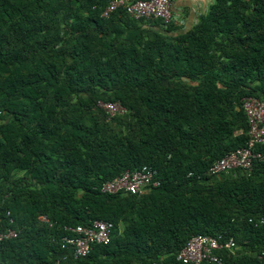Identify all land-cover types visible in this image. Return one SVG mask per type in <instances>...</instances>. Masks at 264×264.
Here are the masks:
<instances>
[{"label":"trees","instance_id":"16d2710c","mask_svg":"<svg viewBox=\"0 0 264 264\" xmlns=\"http://www.w3.org/2000/svg\"><path fill=\"white\" fill-rule=\"evenodd\" d=\"M109 1L0 0V264H193L196 235L264 264V144L252 170L209 173L248 143L244 99L264 101V0H212L189 28ZM144 166L160 185L102 191ZM95 220L110 242L75 258L68 227Z\"/></svg>","mask_w":264,"mask_h":264},{"label":"built area","instance_id":"2783aa9c","mask_svg":"<svg viewBox=\"0 0 264 264\" xmlns=\"http://www.w3.org/2000/svg\"><path fill=\"white\" fill-rule=\"evenodd\" d=\"M173 0H110L103 15L109 17L116 10L124 9L135 19L163 18L169 22L172 18ZM99 105L110 115L125 112V107L119 102H100ZM244 110L250 123V137L246 146L233 150L219 159L209 169L210 174H221L229 169L241 168L252 170L254 159L258 154L254 148L258 144H264V101L253 96L246 97L243 102ZM161 181L156 178V171L151 167L144 166L138 171H125L120 176L105 182L102 191L117 192L127 191L137 193L160 185ZM42 220H47L45 216ZM114 224L111 221L95 220L91 225H77L68 227L72 234L65 235L62 239L65 247L72 251L75 258L88 255L95 244L108 243L111 240V232ZM15 230L0 233V241L14 237ZM222 244L216 237L208 235H196L192 237L186 246L178 254V258L185 263L200 264H224L223 258L215 252L222 248ZM235 241L231 238L225 247L233 248Z\"/></svg>","mask_w":264,"mask_h":264},{"label":"crops","instance_id":"0c3cea01","mask_svg":"<svg viewBox=\"0 0 264 264\" xmlns=\"http://www.w3.org/2000/svg\"><path fill=\"white\" fill-rule=\"evenodd\" d=\"M212 0H174L171 8L172 16L179 23L189 28L201 13L205 12Z\"/></svg>","mask_w":264,"mask_h":264}]
</instances>
